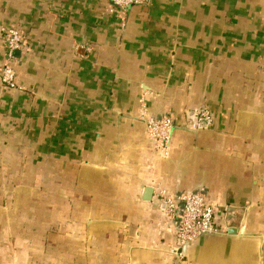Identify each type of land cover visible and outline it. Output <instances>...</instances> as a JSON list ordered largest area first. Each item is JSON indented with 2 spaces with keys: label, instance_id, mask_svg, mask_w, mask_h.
Returning <instances> with one entry per match:
<instances>
[{
  "label": "crops",
  "instance_id": "1",
  "mask_svg": "<svg viewBox=\"0 0 264 264\" xmlns=\"http://www.w3.org/2000/svg\"><path fill=\"white\" fill-rule=\"evenodd\" d=\"M9 27L25 45L20 87L0 80V264H174L158 189L203 191L226 231L188 264H264V0H0V68ZM141 97L173 120L165 158Z\"/></svg>",
  "mask_w": 264,
  "mask_h": 264
},
{
  "label": "built area",
  "instance_id": "2",
  "mask_svg": "<svg viewBox=\"0 0 264 264\" xmlns=\"http://www.w3.org/2000/svg\"><path fill=\"white\" fill-rule=\"evenodd\" d=\"M112 4L120 10H125L132 5L147 4L149 0H111ZM25 40L19 30L9 27L5 30L4 63L0 68V80L9 87H20L16 82V70L13 66L15 52L21 50ZM139 119L143 123L147 137L152 142L157 154L165 158L170 154V140L173 131V120L163 114L155 117L149 113L145 99L139 98ZM212 112L207 107L198 109L189 122L192 128L208 126L212 122ZM156 197L164 205L166 215L176 220L175 238L176 245L172 252L176 255L174 264H188L182 248L200 236L208 233H226L217 228L214 220L215 206L207 199L203 191H189L174 195L164 189H158Z\"/></svg>",
  "mask_w": 264,
  "mask_h": 264
},
{
  "label": "water",
  "instance_id": "3",
  "mask_svg": "<svg viewBox=\"0 0 264 264\" xmlns=\"http://www.w3.org/2000/svg\"><path fill=\"white\" fill-rule=\"evenodd\" d=\"M19 54V50L15 52V55L17 56ZM152 195V187H145L144 189V199H150ZM244 212L243 208L239 207H233V206H228L225 209V226L227 228V233L228 234H236L237 233V228L240 223V219L242 217V214ZM208 234H213V233H208Z\"/></svg>",
  "mask_w": 264,
  "mask_h": 264
},
{
  "label": "trees",
  "instance_id": "4",
  "mask_svg": "<svg viewBox=\"0 0 264 264\" xmlns=\"http://www.w3.org/2000/svg\"><path fill=\"white\" fill-rule=\"evenodd\" d=\"M13 66H14V64H13ZM15 68V67H14Z\"/></svg>",
  "mask_w": 264,
  "mask_h": 264
}]
</instances>
